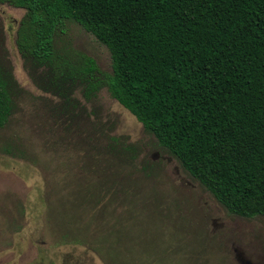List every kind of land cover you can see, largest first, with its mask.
<instances>
[{"label": "rangeland", "instance_id": "rangeland-1", "mask_svg": "<svg viewBox=\"0 0 264 264\" xmlns=\"http://www.w3.org/2000/svg\"><path fill=\"white\" fill-rule=\"evenodd\" d=\"M24 15L0 5V264H264V217L229 213L110 96L108 49L66 21L61 58L99 72L53 74L18 52Z\"/></svg>", "mask_w": 264, "mask_h": 264}, {"label": "trees", "instance_id": "trees-1", "mask_svg": "<svg viewBox=\"0 0 264 264\" xmlns=\"http://www.w3.org/2000/svg\"><path fill=\"white\" fill-rule=\"evenodd\" d=\"M25 11L23 58L98 73L93 59L61 58L73 21L111 56L110 96L229 213L264 217V0H0ZM95 87V86H93ZM12 111L0 74V128Z\"/></svg>", "mask_w": 264, "mask_h": 264}]
</instances>
